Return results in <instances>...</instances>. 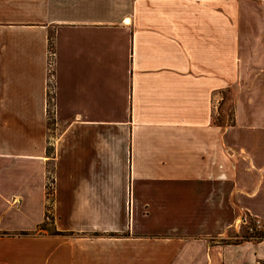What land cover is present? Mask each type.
Here are the masks:
<instances>
[{
    "label": "crops",
    "instance_id": "obj_1",
    "mask_svg": "<svg viewBox=\"0 0 264 264\" xmlns=\"http://www.w3.org/2000/svg\"><path fill=\"white\" fill-rule=\"evenodd\" d=\"M244 217L264 0H0V264H264V239L212 241Z\"/></svg>",
    "mask_w": 264,
    "mask_h": 264
},
{
    "label": "rangeland",
    "instance_id": "obj_2",
    "mask_svg": "<svg viewBox=\"0 0 264 264\" xmlns=\"http://www.w3.org/2000/svg\"><path fill=\"white\" fill-rule=\"evenodd\" d=\"M245 13L251 14L247 12ZM232 94L233 92L230 90L229 93L225 94L223 98L224 102L227 104V105L225 104L220 111V114L223 117L224 121L227 120L229 116L233 114ZM218 116L217 115L214 116V121H216V119L219 118ZM48 121H49L50 126L52 123L54 124L53 117H50ZM45 222L46 224L43 228H37L36 234H38V236L40 235L45 236L46 234H52V232H54L53 221L50 218V216L48 219L45 220ZM240 223L242 224V226L240 229H238V231H231L230 233H227L224 237L217 238V239L214 238L212 239V241H216L220 243H237L241 241L244 237H247L249 239H256L258 236V233L264 230V225H261L257 223L256 221H254L253 219H250L248 217H244L242 219V222Z\"/></svg>",
    "mask_w": 264,
    "mask_h": 264
},
{
    "label": "trees",
    "instance_id": "obj_3",
    "mask_svg": "<svg viewBox=\"0 0 264 264\" xmlns=\"http://www.w3.org/2000/svg\"><path fill=\"white\" fill-rule=\"evenodd\" d=\"M219 118L216 119V121H214L215 124H218V125H228V126H231L234 124V118H233V114L231 116H229V118L227 120L224 121L223 117L221 116H218ZM46 219L49 218V215L46 214ZM51 218V217H50ZM46 222L44 221L43 224H41L39 226V228H43L45 226ZM264 239V230H262L261 232L258 233V236L256 239H249L247 237H244L241 241L239 242H242V241H260V240H263Z\"/></svg>",
    "mask_w": 264,
    "mask_h": 264
},
{
    "label": "built area",
    "instance_id": "obj_4",
    "mask_svg": "<svg viewBox=\"0 0 264 264\" xmlns=\"http://www.w3.org/2000/svg\"><path fill=\"white\" fill-rule=\"evenodd\" d=\"M52 56V53H49V57L51 58ZM48 68H49V71H50V68H51V61H49L48 63ZM52 80H51V75L49 76V80H48V95H51L53 94V88H52ZM255 221V220H254ZM258 223V221H256ZM260 224V223H259Z\"/></svg>",
    "mask_w": 264,
    "mask_h": 264
}]
</instances>
